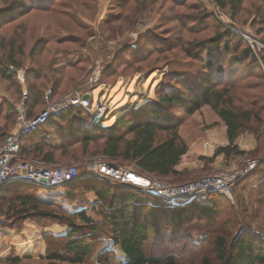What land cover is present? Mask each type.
I'll use <instances>...</instances> for the list:
<instances>
[{
    "label": "rangeland",
    "instance_id": "374dc122",
    "mask_svg": "<svg viewBox=\"0 0 264 264\" xmlns=\"http://www.w3.org/2000/svg\"><path fill=\"white\" fill-rule=\"evenodd\" d=\"M15 5L17 3L13 0H0V10L14 8ZM260 5L259 0H243L241 11L235 18H231L228 11L219 9L212 0H52L47 9H34L27 13L15 6L12 14L0 15V63L1 68L5 67L9 49L13 46L15 59L21 64L17 71L24 77L20 83L16 78L17 71L9 77L0 71V146L14 131L15 105L21 100L23 92L27 93L28 84L40 88L44 97L43 104L35 108L36 113L44 109L45 97L50 89L53 90L50 92L51 100L78 92L91 95L95 102L100 94L105 109L99 118L89 116L83 110L79 114L91 126H111L125 109H133L145 101L157 102L162 90L173 85L178 78L197 77L206 57L194 58L189 56V52L198 55V42L227 29L236 35L237 32L251 35L263 43L258 33L260 17L256 14ZM198 16L204 19L202 23ZM237 55L234 51L218 60L223 64L225 76L229 72L233 74L234 69L229 70L227 62ZM261 58H264V53ZM246 64L236 76H240L242 70H247ZM254 76L242 81L238 89L245 82L257 87L246 94L238 91L237 96L243 100H246V95L255 96L264 105L263 70L260 78ZM224 82L218 81V88ZM54 84L58 85L55 90ZM177 88L181 93L185 91L182 86L178 85ZM207 112L209 116L214 115L210 108ZM167 115L180 122L179 135L183 129L186 140L191 142L195 139L198 146V113L193 115L194 118L178 107H171L167 109ZM206 122H203V130L211 128L217 133L220 131V121L213 124ZM251 130L248 127L236 139V146L244 151V155H234L227 160L222 157L217 166L213 164L215 156L212 155L202 162V167H198V155L194 158L183 156L175 168L177 175L155 177L167 185H181L226 171H239L241 174L232 188V200L224 198L218 201L220 207L215 223L207 226L205 222H196L198 232L209 233L205 244L190 259L178 261L177 264H200L202 256H207L212 264H218L210 245V238L217 235L231 242L242 231L243 234L250 233L264 240V122L254 124ZM206 141L200 142L203 149L202 144ZM250 142L254 144L253 147H249ZM218 147L221 145L213 143L205 149L215 151ZM27 160L38 161L31 157ZM93 163H111L138 173L130 163L110 161L100 155L79 158L77 161L61 160L56 165L48 166H75L81 178L79 183L55 188L51 195L39 191V195L58 202L62 210L68 213H73V208L77 206L81 209L91 208L94 203L92 205L82 200H94L92 188H97L99 182L94 179L95 176L91 180L82 178L88 175L87 167ZM98 180L111 185L119 184ZM87 214L96 222L101 220L95 211H88ZM25 223L36 225L40 234L52 225L64 226L49 221L27 220L20 227L10 229L18 233ZM3 227L6 228L4 220ZM40 234H37L39 239ZM193 235L195 241L201 240L200 233L196 237ZM42 240L47 250L44 238ZM55 244L56 241L53 246ZM101 244L95 246L96 252L85 264H117L113 254L98 257ZM161 245L164 250L166 245ZM45 254L46 251L42 257ZM42 257L19 259H29L24 260V264H47ZM10 258L15 257L12 254ZM7 260H0V264Z\"/></svg>",
    "mask_w": 264,
    "mask_h": 264
},
{
    "label": "trees",
    "instance_id": "16d2710c",
    "mask_svg": "<svg viewBox=\"0 0 264 264\" xmlns=\"http://www.w3.org/2000/svg\"><path fill=\"white\" fill-rule=\"evenodd\" d=\"M212 1L219 9L228 11L231 18L241 11L243 3V0ZM259 1L261 5L256 11L260 17L258 33L264 43V0ZM13 2L17 3V8L0 10V15L12 14L16 9L24 13L47 9L52 0ZM198 20L200 23L204 21L199 16ZM234 51L238 55L227 62L229 70L234 69L233 74L229 72L225 76L223 64L218 60ZM189 53V56L198 59L203 55L206 57L202 71L197 77L182 76L173 85L166 86L157 102L145 101L133 109L127 108L107 127L87 124L79 114L82 109L70 108L23 135L20 155L24 159L35 158L46 165L100 155L110 161L130 163L140 173L167 178L177 175L175 168L187 152V146L178 133L180 122L169 117L167 109L178 107L190 116L203 106H208L226 127L228 143L218 147L214 156L222 154L227 160L234 155H244L235 141L248 127L251 130L254 124L264 122V105L255 96L246 95V100L237 96L238 91L245 93L254 90L257 87L255 84L245 82L241 89H238V85L254 76L253 73H256L254 77L260 78L257 61L245 42L227 29L198 42V55ZM15 56L11 46L5 67L1 68L0 63L3 75L12 76L21 67ZM245 63L247 70H242V74L236 76ZM218 81H225L220 88ZM178 85L184 87L183 93L177 88ZM57 87L54 84V90ZM39 89L35 85L27 86L25 108L29 118L35 116V108L43 104L44 97ZM50 92L53 90L50 89ZM82 119L83 123L80 122ZM79 179L80 175L62 187L78 184ZM82 179L91 180L93 176L85 175ZM94 179L99 182L97 188H92L96 202L89 209L82 208L73 213L63 211L58 202L39 195V191L51 195L53 189L24 182L9 183L0 188V215L8 228L20 227L27 220L67 226L64 235L55 237L48 234L43 237L47 250L42 260L47 264H85L96 252L95 246L104 240H112L121 249L126 258L122 264H177L178 261L190 259L205 244L209 233L198 232L196 222L202 221L212 226L219 212L218 201L225 198L211 193L204 199L170 206L140 189L120 183L111 185L99 181L97 177ZM88 211H95L101 220L94 221L87 214ZM194 233H200L201 240L195 241L191 235ZM51 240L57 244L53 246ZM161 244L166 245L164 250ZM210 245L218 264H264V240L250 233L243 234L241 231L231 242L217 235L210 238ZM107 254H111V251H104L98 257ZM24 260L29 259L10 258L4 264H24ZM200 264L212 262L207 256H202Z\"/></svg>",
    "mask_w": 264,
    "mask_h": 264
},
{
    "label": "built area",
    "instance_id": "2783aa9c",
    "mask_svg": "<svg viewBox=\"0 0 264 264\" xmlns=\"http://www.w3.org/2000/svg\"><path fill=\"white\" fill-rule=\"evenodd\" d=\"M237 34L246 42L259 68L264 72V58H261L264 53V44L251 35L240 34L239 32ZM16 73L17 80L22 83L23 74L20 71ZM84 95L88 94L75 92L58 100H51L50 91H48L44 109L29 118L25 108L27 93L23 92L21 100L15 105L16 123L14 131L6 137L0 146V187L7 182L21 181L39 187L58 188L71 183L78 177V169L73 165L49 167L41 161L24 159L20 155V140L23 135L43 125L49 118L64 113L70 108H80L90 116L99 118L105 109L101 100L102 96L94 102L91 95H88V99H84ZM202 146L207 148L209 144L203 143ZM87 173L101 180L119 182L140 189L162 199L170 206L204 199L211 193H217L228 200H232V188L241 178L239 171H226L181 185H167L155 176L133 172L111 163L89 164ZM134 178H137L138 181ZM3 234V220L0 217V240Z\"/></svg>",
    "mask_w": 264,
    "mask_h": 264
},
{
    "label": "crops",
    "instance_id": "0c3cea01",
    "mask_svg": "<svg viewBox=\"0 0 264 264\" xmlns=\"http://www.w3.org/2000/svg\"><path fill=\"white\" fill-rule=\"evenodd\" d=\"M209 110L208 106H203L198 112H195L192 114V117L195 118L196 113H198V146L194 140H191V142L187 141L184 134L183 129L180 130V136L185 142L187 146V152L183 156H189L191 158H194L198 155V167H202V162L207 161L205 159L211 157L214 155V151L212 149H203L200 145V142L203 140H207L206 142L209 144L215 143L216 145L225 146L227 145V138H226V127L223 124V122L219 119L218 116L215 114L213 116L207 115V111ZM203 118L210 123H218L220 121L222 123V126L219 128V132L215 131V129L208 128L206 130H203V122H206L203 120ZM206 122V123H207ZM196 122H193V126L195 127ZM235 145H237L235 141ZM254 144L251 142L249 143V147H253ZM182 156V157H183ZM223 155H217L214 158V165L217 166L222 161ZM94 194V193H93ZM94 200H82L84 203H95L96 197L94 194ZM80 207H74L73 212L80 210ZM40 229L32 224V223H25L23 228L20 229L18 233L14 232L12 229L6 227L4 228V234L3 239L0 240V260H6L13 256L15 258H22V257H42L43 254L46 251V246L43 242V237L45 235H53L55 237L64 235L67 231V226H58V225H52L50 227L45 228L41 234L39 233ZM37 234H40L41 237L37 236ZM193 235V234H192ZM194 237L198 236L194 233ZM201 238V237H200ZM104 251H111V254L114 256V262L117 264H122L125 262L126 258L124 254L122 253L121 249L114 245L112 240H104L101 244V247L99 248L98 254L104 252Z\"/></svg>",
    "mask_w": 264,
    "mask_h": 264
},
{
    "label": "water",
    "instance_id": "95a60500",
    "mask_svg": "<svg viewBox=\"0 0 264 264\" xmlns=\"http://www.w3.org/2000/svg\"><path fill=\"white\" fill-rule=\"evenodd\" d=\"M88 98H89L88 95H84V99H88ZM99 98H100V94L97 96L96 101H98ZM14 182H21V181H14ZM9 183H12V182L4 183L1 187L5 186V185H7V184H9ZM1 187H0V188H1ZM40 187H41V188H45V189H55L54 187H48V186H40Z\"/></svg>",
    "mask_w": 264,
    "mask_h": 264
},
{
    "label": "bare ground",
    "instance_id": "6f19581e",
    "mask_svg": "<svg viewBox=\"0 0 264 264\" xmlns=\"http://www.w3.org/2000/svg\"><path fill=\"white\" fill-rule=\"evenodd\" d=\"M134 180H137V181H138V179H137V178H134Z\"/></svg>",
    "mask_w": 264,
    "mask_h": 264
}]
</instances>
